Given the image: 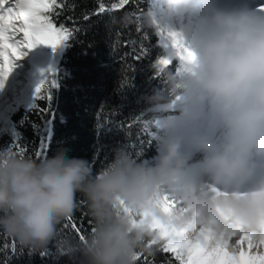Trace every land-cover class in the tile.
Returning a JSON list of instances; mask_svg holds the SVG:
<instances>
[{
	"label": "clouds",
	"instance_id": "obj_1",
	"mask_svg": "<svg viewBox=\"0 0 264 264\" xmlns=\"http://www.w3.org/2000/svg\"><path fill=\"white\" fill-rule=\"evenodd\" d=\"M150 13L148 26L176 32L192 53L179 72H164L181 112L162 124L156 156L136 162L120 152L95 174L87 159L63 152L0 158V230L43 246L79 193L94 228L82 242L87 264H135L144 237L156 236L153 221L264 232V12L243 0H156ZM205 110L218 137L203 128ZM165 196L181 206L164 211ZM133 214L144 222L133 225Z\"/></svg>",
	"mask_w": 264,
	"mask_h": 264
},
{
	"label": "trees",
	"instance_id": "obj_2",
	"mask_svg": "<svg viewBox=\"0 0 264 264\" xmlns=\"http://www.w3.org/2000/svg\"><path fill=\"white\" fill-rule=\"evenodd\" d=\"M114 2L66 0L69 7L57 23L71 26L66 19L71 16L80 31L64 42V49L56 48L61 53L57 68L51 71L58 86L51 89L50 101L36 99L35 89L49 75V70L33 74L36 83L32 86L31 96L7 116V121L0 119V150L12 143L13 133H18L22 156L39 161L63 152L87 159L94 174L106 168L120 152L136 162L156 156L157 139L143 144L140 140L149 139L145 135V123H149V131H156L157 137L166 120L180 117L181 110L177 107L160 108L179 98L172 92L164 74L166 70H174L178 62L173 60L159 77L153 78L155 70L151 64L157 56L165 54L156 35L155 20L153 26L147 24L156 0H130L122 9H113ZM100 4L109 10L96 14ZM84 16L89 19L84 20ZM117 18L122 23L126 21V25L114 24L112 21ZM141 41L149 54L136 61L132 59V49L134 45L139 48ZM37 50L52 53L55 49L40 44ZM44 87L47 89L48 84ZM43 108H47L45 113L40 111ZM208 119H203L202 124ZM156 120L161 124L158 129ZM41 141L46 155L38 157L36 153ZM12 147L14 153H19L20 148ZM69 216L80 227L85 236L83 240L71 228L63 226L66 219L57 225L47 244L40 247L27 246L0 230V246L6 241L10 246L14 241L17 249L13 255L10 250L0 247V264H87L82 242L94 228L89 202L82 194H77V208ZM140 219L134 216L132 223L133 220L137 223L133 225L143 223ZM156 239V236L144 237L135 253H142V258L135 264H144V258L149 264H175L171 254L159 250L162 241L152 248L147 246L150 240ZM45 250L47 254L42 256L41 252Z\"/></svg>",
	"mask_w": 264,
	"mask_h": 264
},
{
	"label": "snow or ice",
	"instance_id": "obj_3",
	"mask_svg": "<svg viewBox=\"0 0 264 264\" xmlns=\"http://www.w3.org/2000/svg\"><path fill=\"white\" fill-rule=\"evenodd\" d=\"M130 3V0H115L113 9H122ZM69 7L66 0H0V90L5 87L8 75L12 72L15 62L26 55V49H31L37 45L43 44L55 49L62 42L71 40L77 32L80 31L73 17L66 19L71 22V26L66 23H57L60 15ZM103 4L98 6V12L108 11ZM259 10L264 12V5L259 6ZM89 19L88 16L83 17ZM114 24L121 27L126 25L120 19H114ZM119 34V29H117ZM147 34L145 33V36ZM156 35L159 38V44L164 49V55L157 56L151 67L155 70L153 78L161 75L162 71L172 65L173 60L178 62L175 70L179 72L180 67L192 56L191 51L183 44L176 32L166 31L159 26L156 28ZM132 59L139 61L149 54V49L140 43V47L135 45L132 49ZM128 53H125L127 56ZM135 69H133V73ZM54 73L49 70V75L41 80L35 89V98L51 100V89L58 86ZM51 77V79H49ZM48 84L47 89L45 85ZM45 113L47 108L40 109ZM161 126L160 121H155V127ZM145 135L148 140L141 139L140 143H151V139L156 138V131H149V123H145ZM12 143L0 150V158L11 155H23V149L19 146V134L13 133ZM13 145L20 148L19 153L13 152ZM36 155H46L43 147V141ZM176 205L175 200L164 198L162 205L164 211H170ZM145 217L141 215L140 222H144ZM133 223L137 221L133 220ZM65 228H71L79 237L84 239L80 227L71 216L66 218ZM150 229L156 234V240H150L148 247L160 244L159 250L163 253L171 254L175 264H264V250L258 251V248H264V233L259 239L255 234L241 231L239 235L228 237L226 239L217 238L205 232H200L196 236H189L185 229H168L156 222L149 224ZM5 250H10L13 255L16 254V246L13 241L9 246L6 241L0 246ZM63 252L62 249H60ZM46 250L41 255H46ZM135 262L142 258V253L134 255ZM144 264L149 261L144 258Z\"/></svg>",
	"mask_w": 264,
	"mask_h": 264
},
{
	"label": "rangeland",
	"instance_id": "obj_4",
	"mask_svg": "<svg viewBox=\"0 0 264 264\" xmlns=\"http://www.w3.org/2000/svg\"><path fill=\"white\" fill-rule=\"evenodd\" d=\"M221 2L224 6L230 7L231 5L232 6L237 5L241 1L221 0ZM260 5H264V0H257L253 2L252 5H250L249 7L252 9H259ZM58 46L60 49H64V42H62ZM56 48L55 50L52 51V53L39 51L37 50V46L31 49H26L25 50L26 55H24L22 59L15 62V66L13 67L12 72L7 77V80L5 82V87L2 90H0V119H4L7 121V116L10 113H12L14 110H16L18 107H20L31 96L32 86L35 85L36 83L35 77L33 76L34 73L36 72L44 73L48 70L53 71L57 68L58 58L61 52L58 51ZM179 99L180 98H178L173 104L163 105L160 108L162 110H166L169 109L170 107H177ZM178 118L180 117L169 119L166 121L175 120ZM205 118H209L208 121L203 125L206 133L214 138L218 137L219 136L218 130H220V127L218 123L215 121V119L209 116L207 110H205V113L202 116V120ZM215 129L217 130L216 132L218 133L212 135ZM197 159H199L198 156L194 158L193 163H195V160ZM204 179L207 182H209V178L205 177ZM169 200H173V199H169ZM193 223L195 224V222ZM195 227H196L195 232L197 233V235L202 231L205 232L206 234H210L217 238L226 239L231 236L233 237L232 238L233 241L236 238L233 235L226 233V231L217 230L211 225L205 226L200 224L199 226H195ZM180 229H185L187 231V234L191 236V232L188 231L187 227H182ZM257 239H259V237ZM257 250L261 251L264 250V248H258Z\"/></svg>",
	"mask_w": 264,
	"mask_h": 264
},
{
	"label": "bare ground",
	"instance_id": "obj_5",
	"mask_svg": "<svg viewBox=\"0 0 264 264\" xmlns=\"http://www.w3.org/2000/svg\"><path fill=\"white\" fill-rule=\"evenodd\" d=\"M240 1H241V0H240ZM255 1H257V0H243V2L247 4V6L252 5V3L255 2ZM231 6H232V5H231ZM231 6H230V7H231ZM261 12H262V11H261ZM216 131H217V130L215 129V130L213 131L212 135L215 134V133H218V132H219V135H220L221 129L218 130V132H216ZM215 136H216V135H215ZM193 164H195V165H193V168L195 169V168L197 167V165H196V163H193ZM207 183H208V184H211V180H210V178H209V182H207ZM175 201H176V205H175L174 208H179V207L181 206L180 203H179V201H177V200H175ZM199 225H200L199 223H196V222H195V224L193 223V224L187 226L188 231L191 232V236H196V235H197V233L195 232V230H196V229H195V228H196L195 226H199ZM222 231H226V233H229L230 235H233V236L239 235V233H240L241 231L246 232V233L254 234V233H252V232L242 230V229L240 228L239 225L229 226V227L225 228V229L222 230ZM262 233H264V232H261V233H259V234H255L256 238L260 237V235H261Z\"/></svg>",
	"mask_w": 264,
	"mask_h": 264
}]
</instances>
